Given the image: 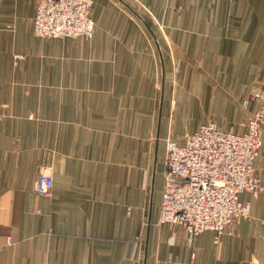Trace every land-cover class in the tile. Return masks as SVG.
I'll return each instance as SVG.
<instances>
[{"label":"crops","instance_id":"1","mask_svg":"<svg viewBox=\"0 0 264 264\" xmlns=\"http://www.w3.org/2000/svg\"><path fill=\"white\" fill-rule=\"evenodd\" d=\"M36 3L0 0V264H264V193L217 244L158 223L167 143L263 104L264 0H93L89 40L35 37Z\"/></svg>","mask_w":264,"mask_h":264},{"label":"built area","instance_id":"2","mask_svg":"<svg viewBox=\"0 0 264 264\" xmlns=\"http://www.w3.org/2000/svg\"><path fill=\"white\" fill-rule=\"evenodd\" d=\"M91 5L92 0H37L35 37L91 39ZM263 123L264 101L240 134L222 132L210 123L187 135L182 146L168 142L158 223L182 226L189 239L211 231L217 244L226 228L248 219L250 205L239 195L248 192L256 198L264 193V185L253 176ZM51 189L52 178L41 168L34 190L49 196Z\"/></svg>","mask_w":264,"mask_h":264},{"label":"rangeland","instance_id":"3","mask_svg":"<svg viewBox=\"0 0 264 264\" xmlns=\"http://www.w3.org/2000/svg\"><path fill=\"white\" fill-rule=\"evenodd\" d=\"M92 3H93V0H92ZM91 7H92V5H91ZM90 16H91V14H90ZM94 32V31H93ZM150 33V35H149V37H150V39L151 38H153V39H155V38H157V37H160L161 36V32L160 31H152V32H149ZM165 34H164V38L166 39V36H167V34H166V32H164ZM41 39V38H40ZM45 39V38H44ZM58 39H64V38H58ZM175 65V64H174ZM166 69L167 68H165V66H164V74H165V80H168L167 79V72H166ZM245 124H246V122H245ZM245 126V125H244ZM38 174V173H37Z\"/></svg>","mask_w":264,"mask_h":264}]
</instances>
